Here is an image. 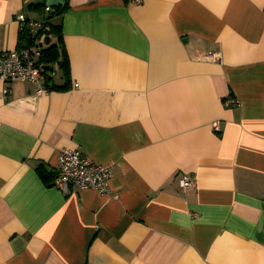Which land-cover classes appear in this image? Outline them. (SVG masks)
<instances>
[{"label": "crops", "instance_id": "1", "mask_svg": "<svg viewBox=\"0 0 264 264\" xmlns=\"http://www.w3.org/2000/svg\"><path fill=\"white\" fill-rule=\"evenodd\" d=\"M29 2L0 0V53ZM66 2L70 89L0 80V264H264V0ZM62 148L109 193L45 184Z\"/></svg>", "mask_w": 264, "mask_h": 264}, {"label": "built area", "instance_id": "2", "mask_svg": "<svg viewBox=\"0 0 264 264\" xmlns=\"http://www.w3.org/2000/svg\"><path fill=\"white\" fill-rule=\"evenodd\" d=\"M17 19L20 28H27L28 37L33 40V44L24 43L13 50L0 53V80L4 83L13 80L29 82L35 86L38 94L46 93L44 81L46 75L51 73L37 61L40 55V47L37 46L38 30L43 27V23L40 20L26 18L23 14H19ZM73 86L77 87V84L74 83ZM7 92V88L4 87V93ZM225 104L234 105L238 104V101L234 97H229ZM212 127L219 131L218 121H214ZM109 170V164H96L78 149L62 148L56 155V177L53 186L64 194L86 189L108 194ZM179 185L181 190L186 192L193 186L192 179L185 174L179 179Z\"/></svg>", "mask_w": 264, "mask_h": 264}, {"label": "trees", "instance_id": "3", "mask_svg": "<svg viewBox=\"0 0 264 264\" xmlns=\"http://www.w3.org/2000/svg\"><path fill=\"white\" fill-rule=\"evenodd\" d=\"M66 2V0H65ZM27 11L31 15H41L43 27L38 30V43L40 47V55L38 62L43 65L44 69L50 73L57 68L61 73L62 83H54L51 74L46 75L44 86L50 90L66 91L70 89V68L67 52L63 42L61 24L51 21L52 17L58 16L68 10V4L65 3L63 8H48L46 9L45 0H30L27 4ZM28 18V16H26ZM19 40L25 41L27 45L33 44V40L28 37L27 28H21L19 33ZM22 43H19L21 46ZM52 80V83L50 81ZM35 171L41 180L47 185H53L56 173L49 169L45 164L39 162Z\"/></svg>", "mask_w": 264, "mask_h": 264}, {"label": "water", "instance_id": "4", "mask_svg": "<svg viewBox=\"0 0 264 264\" xmlns=\"http://www.w3.org/2000/svg\"><path fill=\"white\" fill-rule=\"evenodd\" d=\"M65 3V0H45V6L48 8H63Z\"/></svg>", "mask_w": 264, "mask_h": 264}, {"label": "rangeland", "instance_id": "5", "mask_svg": "<svg viewBox=\"0 0 264 264\" xmlns=\"http://www.w3.org/2000/svg\"><path fill=\"white\" fill-rule=\"evenodd\" d=\"M58 71H59V70L56 68L55 71L52 72L53 74H51V75H52V78H53V79H55V76H56V74H57Z\"/></svg>", "mask_w": 264, "mask_h": 264}]
</instances>
